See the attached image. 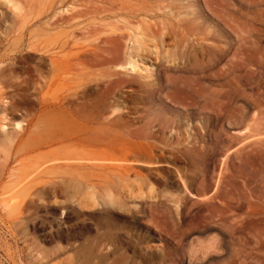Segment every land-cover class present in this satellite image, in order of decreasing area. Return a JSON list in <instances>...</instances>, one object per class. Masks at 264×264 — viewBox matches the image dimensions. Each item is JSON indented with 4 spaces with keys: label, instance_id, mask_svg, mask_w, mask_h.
<instances>
[{
    "label": "rangeland",
    "instance_id": "1",
    "mask_svg": "<svg viewBox=\"0 0 264 264\" xmlns=\"http://www.w3.org/2000/svg\"><path fill=\"white\" fill-rule=\"evenodd\" d=\"M99 1L0 0V264H264V0ZM73 134L137 145L74 170Z\"/></svg>",
    "mask_w": 264,
    "mask_h": 264
},
{
    "label": "bare ground",
    "instance_id": "2",
    "mask_svg": "<svg viewBox=\"0 0 264 264\" xmlns=\"http://www.w3.org/2000/svg\"><path fill=\"white\" fill-rule=\"evenodd\" d=\"M4 1H6L7 3H9V4H12V6H13V8H16V9H18V6L20 5H16L15 3L16 2H13L12 3V0H4ZM78 1H80V0H78ZM100 1H102V0H100ZM99 1V2H100ZM108 1V0H107ZM110 1V0H109ZM127 1V0H126ZM133 1V0H132ZM132 1H130V2H132ZM136 1H138V0H136ZM135 1V2H136ZM160 1V0H159ZM76 2V1H75ZM74 2V3H75ZM85 2H86V0H85ZM115 2H116V0H115ZM17 3H18V1H17ZM20 3V2H19ZM25 3V2H24ZM65 3V2H64ZM80 3V2H79ZM88 3H90V2H88ZM87 3V4H88ZM91 3H92V1H91ZM105 3H107L108 4V2H104L103 4H105ZM118 3V2H117ZM125 3V2H124ZM124 3H123V5L122 6H124ZM127 3V2H126ZM138 3V2H137ZM136 3V4H137ZM146 3H148V2H146ZM160 3V2H159ZM162 4H163V2H161ZM6 4V3H5ZM26 4L27 3H25V4H23L24 6H22V7H24L25 9H26ZM71 4V3H70ZM78 4V3H77ZM82 4V3H81ZM107 4H105V9H106V5ZM110 4V3H109ZM109 4L107 5V6H109ZM121 4H122V1H121ZM136 4H135V6H136ZM7 5V4H6ZM55 5H56V3H55ZM65 5V4H64ZM64 5H62L63 7H64ZM93 5H97V4H93ZM99 5V4H98ZM97 5V6H98ZM133 5V4H132ZM139 5V4H138ZM69 6H71V5H69ZM75 6V5H74ZM74 6H72V7H74ZM81 6H84V5H81ZM88 6V5H87ZM99 6H101V5H99ZM113 6V5H112ZM119 6V5H118ZM125 6H127V5H125ZM131 6V5H130ZM134 6V7H135ZM150 6V5H149ZM159 6V5H158ZM7 7L9 8L10 7V9H11V6H9V5H7ZM22 7H20L21 9H22ZM62 7V8H63ZM68 7V6H67ZM67 7H66V10H67ZM76 7H78V6H75V8L74 9H76ZM85 7H86V5H85ZM32 8V7H31ZM54 8V7H53ZM56 8H59V7H57L56 6ZM61 8V7H60ZM128 8V7H127ZM131 8H133V7H131ZM158 8V7H157ZM156 8V9H157ZM160 8H161V6H160ZM72 9V8H71ZM100 9V8H99ZM121 9V8H120ZM129 9V8H128ZM152 9V8H151ZM14 10V9H13ZM54 10H56V9H54ZM70 10V9H69ZM109 10H111V9H109ZM119 10V9H118ZM124 10V9H123ZM15 11V10H14ZM51 11H53V10H51ZM73 11V10H72ZM79 11H81L82 12V9L81 8H79ZM84 11V10H83ZM112 12H115V10L113 11V9L111 10ZM111 11H110V13H111ZM120 11V10H119ZM127 11H129V10H127ZM126 11V12H127ZM147 11H150V9H148ZM199 11V10H198ZM16 12V11H15ZM14 12V13H15ZM46 12V11H45ZM55 12V11H54ZM60 12V11H59ZM87 12V11H86ZM106 12H108V10L106 11ZM129 12H131V10L129 11ZM156 12V11H155ZM13 13V12H12ZM14 13H13V16H14ZM24 13V12H23ZM61 13V12H60ZM69 13V12H68ZM72 13V12H71ZM74 13H75V11H74ZM101 13H104V12H101ZM149 13V12H148ZM147 13V14H148ZM161 13V12H160ZM159 13V14H160ZM19 14H20V9H19ZM18 14V15H19ZM50 14V13H49ZM57 14H59V13H57ZM73 14V13H72ZM82 14V13H81ZM96 14V13H95ZM104 14H106V13H104ZM114 14V13H113ZM23 14L21 13V16H22ZM48 15V14H47ZM46 15V16H47ZM66 14H64L63 15V17L65 16ZM85 15V14H84ZM96 15H98V14H96ZM100 15V14H99ZM112 15V14H111ZM117 14H115V16H116ZM149 15H150V13H149ZM17 16V15H16ZM53 16H55V14L53 15ZM77 16V15H76ZM86 16V15H85ZM94 16V15H93ZM114 16V15H113ZM118 16V15H117ZM159 16V15H158ZM162 16V15H161ZM166 16V15H165ZM45 17V16H44ZM48 17H49V15H48ZM58 17V16H57ZM56 17V19H57V21L58 20H60V19H58ZM60 17V16H59ZM62 17V18H63ZM102 17H104V16H102ZM110 17V16H109ZM155 17H157V16H155ZM86 18V17H85ZM87 18H89V16L87 17ZM90 18H92V17H90ZM96 18V17H95ZM98 18V17H97ZM96 18V19H97ZM101 18V17H100ZM153 18V17H152ZM51 19V18H50ZM54 19V18H53ZM102 19V18H101ZM148 19H150V17L148 16ZM154 19V18H153ZM52 20V19H51ZM85 20V19H84ZM95 20V19H94ZM30 21V20H29ZM54 22H55V20H53ZM53 21H50V22H53ZM90 21H92V20H90ZM96 21H98V20H95V22ZM146 21H147V19H146ZM49 22V23H50ZM53 22V23H54ZM67 22V21H66ZM82 22V21H81ZM81 22H78L79 24L78 25H80V23ZM93 22V21H92ZM150 22V21H149ZM152 22V21H151ZM68 23V22H67ZM97 23V22H96ZM147 23V22H146ZM45 24H47V23H45ZM64 24V23H63ZM82 24V23H81ZM85 23H83V25H84ZM98 25V24H97ZM44 26V25H43ZM54 26V25H53ZM39 27V26H38ZM58 26H57V24H56V28H57ZM66 27V26H65ZM72 27V26H71ZM70 27V28H71ZM75 27V26H74ZM77 27V26H76ZM75 27V28H76ZM23 28V27H22ZM28 28V27H27ZM26 28V29H27ZM36 28V27H35ZM34 28V29H35ZM63 28H64V26H63ZM73 28V27H72ZM74 28V29H75ZM81 28V27H80ZM84 28H88L87 26L86 27H84ZM84 28H83V31H84ZM18 29V28H17ZM54 29H55V27H54ZM69 29V28H68ZM77 29H79V28H77ZM161 29V28H160ZM19 30V29H18ZM57 30V29H56ZM111 30H113V29H111ZM111 30H109V31H111ZM71 31H73V30H71ZM79 31H81L82 32V34H83V31L80 29ZM86 31V30H85ZM23 32H26V30L25 31H23ZM37 32H39V31H37ZM76 32V31H75ZM74 31H73V33H75ZM86 32H89V31H86ZM185 32H187L186 30H185ZM27 33V32H26ZM72 33V34H73ZM19 34V33H18ZM58 34H63V33H59L58 32ZM66 34V33H65ZM71 34V35H72ZM81 34V33H80ZM88 34V33H87ZM103 34V33H102ZM101 34V35H102ZM2 35V34H1ZM26 34L24 33V35L23 36H25ZM36 35V34H35ZM55 35V34H54ZM70 35V34H69ZM86 35V34H85ZM100 35V36H101ZM107 35V34H106ZM186 35V34H185ZM22 36V37H23ZM34 35H32V37H33ZM57 36V35H56ZM100 36H99V38H100ZM165 36V35H164ZM29 37H31L30 35H29ZM35 37V36H34ZM61 37H63V38H65L66 39V37H64V36H61ZM69 37V36H68ZM71 37V36H70ZM73 37V36H72ZM106 37V36H105ZM104 37V38H105ZM108 38H111L110 37V35L109 36H107ZM51 38V37H50ZM54 38H55V36H54ZM59 38V37H58ZM74 38V37H73ZM95 38V37H94ZM98 38V39H99ZM102 38V37H101ZM100 38V39H101ZM32 39V38H31ZM46 39V38H45ZM52 39H53V37H52ZM60 39V38H59ZM64 39V40H65ZM89 39H91L90 37H89ZM97 39V38H96ZM95 39V40H96ZM103 39V38H102ZM107 39V38H106ZM30 40V39H29ZM57 40V39H56ZM63 40V41H64ZM67 40H68V38H67ZM93 40V39H92ZM44 41V40H43ZM52 41H54V39L52 40ZM52 41H50V43L52 42ZM58 41H60V40H58ZM62 41V42H63ZM98 41H101V40H98ZM97 41V42H98ZM104 41V39L101 41V42H103ZM42 42V41H41ZM45 42V41H44ZM61 42V41H60ZM60 42H59V44H60ZM94 42V41H93ZM194 42V41H193ZM43 43V42H42ZM50 43H49V45H50ZM53 43H55V42H53ZM56 43H57V41H56ZM55 43V44H56ZM71 43V42H70ZM69 43V44H70ZM99 43V42H98ZM104 43V42H103ZM36 43H34V46H36L35 45ZM44 44V43H43ZM45 44H46V42H45ZM74 44V43H73ZM94 44H95V42H94ZM38 45V44H37ZM64 45L65 44H60V46H58V48H57V51L56 50H54V51H56L58 54H59V52H61V50H62V48L64 47ZM201 45V44H200ZM33 46V45H32ZM33 46V47H34ZM38 46H40V45H38ZM45 46V45H44ZM67 46V45H66ZM92 46H93V44H92ZM91 46V47H92ZM43 47V46H42ZM54 47H56V46H54ZM54 47H53V49H54ZM37 48H39V47H37ZM51 48V47H50ZM94 48V47H93ZM34 49V48H33ZM52 49V48H51ZM58 49H59V52H58ZM84 49H85V47H84ZM89 49V48H88ZM49 50V49H48ZM64 50H67V48L66 49H64ZM86 51H87V49H85ZM35 51H36V48H35ZM46 51V50H45ZM44 51V52H45ZM90 51V50H89ZM51 52V53H50ZM50 52H46V54H48V53H50V55L53 53L52 51H50ZM88 52V51H87ZM90 52H92V51H90ZM93 52H94V50H93ZM12 53V52H11ZM16 53V52H15ZM36 53H37V51H36ZM55 53V52H54ZM63 52H61V54H62ZM95 53V52H94ZM6 54V53H5ZM5 54H3V55H5ZM41 53H39V56H41L40 55ZM44 54V53H43ZM45 54V55H46ZM97 55H100V54H98V53H96ZM96 54H94V55H96ZM2 55V56H3ZM8 55H9V53H8ZM10 55H12V54H10ZM49 55V54H48ZM48 55H46V56H48ZM56 55V54H55ZM70 55V54H69ZM72 55V54H71ZM79 55V54H78ZM83 55V54H82ZM13 56H15V55H13ZM58 56V55H57ZM73 56V55H72ZM77 56V55H76ZM84 56L85 55H83V57L82 58H84ZM7 57V56H6ZM6 57H5V59H6ZM45 57V56H44ZM49 57V56H48ZM69 57V56H68ZM62 58V57H61ZM69 58H71V57H69ZM3 59H4V57H3ZM15 59V58H14ZM47 59V58H46ZM55 59V58H54ZM78 59V58H77ZM10 60V59H9ZM45 61V60H44ZM50 62H48V63H50L51 64V68L56 72V71H58V70H60L61 69V67L63 66L61 63H56L55 62V60H53V59H50L49 60ZM4 62V61H3ZM71 62H73V61H70V64H71ZM76 62H79L78 60L76 61ZM101 62V61H100ZM44 63V62H43ZM55 63H56V65H55ZM63 63V62H62ZM75 63V62H74ZM61 64V65H60ZM67 64V63H66ZM47 65V64H46ZM49 66V65H48ZM47 66V67H48ZM66 66V65H65ZM69 66V65H68ZM77 66V65H76ZM80 66V65H79ZM89 66H90V64H89ZM46 67V66H45ZM81 67V66H80ZM83 67V66H82ZM94 67V66H93ZM15 68V67H14ZM39 68V67H38ZM44 68V67H43ZM49 68V67H48ZM19 69V68H18ZM21 70H22V68H20ZM77 69H78V67H77ZM82 69H84V68H82ZM13 70V69H12ZM39 70V69H38ZM37 70V71H38ZM85 70H87V67H86V69ZM14 71V70H13ZM12 71V72H13ZM18 71V70H17ZM36 71V72H37ZM40 71V70H39ZM43 71V70H42ZM47 71V70H46ZM67 71V70H66ZM15 72V71H14ZM21 72V71H20ZM54 72V73H55ZM60 72V71H59ZM16 73V72H15ZM18 73V72H17ZM40 74H41V72H39ZM42 73H45L44 71L42 72ZM20 74V73H19ZM39 74V75H40ZM59 74V73H58ZM73 74V73H72ZM75 74H77L76 72H75ZM21 75V74H20ZM24 75H25V72H24ZM47 75V74H46ZM27 76H28V74H27ZM53 76H54V74H53ZM58 76V75H57ZM70 76V75H69ZM81 76V75H80ZM17 77V76H16ZM39 77V76H38ZM49 77H50V75H49ZM78 77V76H77ZM17 78H19V77H17ZM21 78V77H20ZM63 78V77H62ZM61 78V79H62ZM41 80V79H40ZM50 80H52V79H50ZM64 80H65V78H64ZM20 81V80H19ZM38 81V80H37ZM43 81H45L46 82V80H45V78H43ZM48 81V80H47ZM69 81H70V79H69ZM16 82H18V81H16ZM26 82V81H25ZM39 82V81H38ZM52 82V81H51ZM59 82H60V80H59ZM61 82H63V79H62V81ZM65 83H66V81H64ZM57 83V82H56ZM55 83V84H56ZM110 83V82H109ZM113 83V82H112ZM14 84V83H13ZM21 84H23L22 83V81H21ZM39 84H41V83H39ZM46 84V83H45ZM49 84H51V83H49ZM189 84V83H188ZM20 85V84H19ZM25 85V84H24ZM27 85V84H26ZM25 85V86H26ZM59 85H62V83L60 84L59 83ZM66 85V84H65ZM86 84H84V86H85ZM97 85V84H96ZM99 85V84H98ZM107 85V84H106ZM105 85V86H106ZM112 85V84H111ZM12 86V85H11ZM37 86H38V84H37ZM46 86V85H45ZM45 86H44V89H45ZM83 86V85H82ZM101 86V85H100ZM54 87H56V85L54 86ZM53 87V88H54ZM59 87H61L62 88V86H59ZM58 86L56 87L57 88V90H59L58 88H59ZM63 87H65L64 85H63ZM92 87V86H91ZM98 87V86H97ZM110 87V86H109ZM187 87V86H186ZM12 88V87H11ZM14 88V87H13ZM39 88V87H38ZM41 88L43 89V87L41 86ZM102 88V87H101ZM104 88V87H103ZM102 88V89H103ZM106 88V87H105ZM108 88V87H107ZM15 89V88H14ZM23 89V88H22ZM40 89V88H39ZM75 89H78V88H75ZM80 89V88H79ZM92 89V88H91ZM101 89V90H102ZM111 89V88H110ZM181 89H183V88H181ZM81 90V89H80ZM87 91V90H86ZM103 91H104V89H103ZM0 92H1V90H0ZM61 92V91H60ZM100 92H102V91H100ZM105 92V91H104ZM108 92V91H107ZM62 93V92H61ZM1 94V93H0ZM81 94V93H80ZM83 94V93H82ZM65 95V94H64ZM85 95H87V94H85ZM97 95V94H96ZM103 95V94H102ZM104 95H106V94H104ZM180 95V94H179ZM62 97V96H61ZM83 97V96H82ZM85 97V96H84ZM87 97V96H86ZM89 97V96H88ZM99 97V96H98ZM97 97V98H98ZM57 98V97H56ZM41 99V98H40ZM85 99V98H84ZM87 99V98H86ZM85 99V100H86ZM91 99V98H90ZM100 99V98H99ZM105 99V98H104ZM52 100V99H51ZM60 101V100H59ZM173 101V100H172ZM8 102V101H7ZM61 102V101H60ZM62 102H65V101H62ZM82 102V101H81ZM91 102V101H90ZM174 102H176L178 105H180V106H185V107H188V106H194L195 105V102L193 101V98L191 97V96H189V95H183V97L180 99V101L179 100H177V101H174ZM43 103H45V102H43ZM69 103H71V102H69ZM196 103H197V101H196ZM42 104V103H41ZM61 104V103H60ZM45 105V104H44ZM78 105V104H77ZM52 106V105H51ZM82 106V105H81ZM11 107V106H10ZM54 107V106H53ZM58 107H61V106H58ZM4 108V107H3ZM13 108V107H12ZM49 108V107H48ZM47 108V109H48ZM56 108V107H55ZM62 108V107H61ZM45 109V108H44ZM51 109V108H50ZM53 109V108H52ZM64 109V108H63ZM12 110V109H11ZM49 110V109H48ZM60 110V109H59ZM62 110V109H61ZM68 110V109H67ZM81 110V109H80ZM45 111L47 112V110L45 109ZM49 111H51V110H49ZM48 111V112H49ZM69 111V110H68ZM102 111V110H101ZM62 112V111H61ZM65 112H67L66 111V109H65ZM105 112V111H104ZM191 112V111H190ZM53 113H55L54 111H53ZM77 113V112H76ZM94 113V112H93ZM71 114V113H70ZM79 114V113H78ZM84 114V113H83ZM96 115V114H95ZM104 115V114H103ZM15 116V115H14ZM20 116V115H19ZM54 116V115H53ZM59 116V115H58ZM56 117V116H55ZM60 117V116H59ZM71 117V116H70ZM73 117V116H72ZM76 117V116H75ZM74 117V118H75ZM97 117V116H96ZM20 118V117H19ZM13 119H14V117H13ZM22 119H23V117H22ZM59 119V118H58ZM97 119H99V118H97ZM16 120V119H15ZM56 120V119H55ZM104 120V119H103ZM17 121V120H16ZM18 121H20V119L18 120ZM58 121V120H57ZM79 121V120H78ZM80 122V121H79ZM13 123V122H12ZM11 123V124H12ZM58 123V122H57ZM47 124V123H46ZM79 124H82V123H79ZM90 124V123H89ZM59 125V124H58ZM15 128H18L19 126H20V123L19 122H16L15 123ZM21 126H22V123H21ZM59 126H61V125H59ZM81 126V125H80ZM42 127V126H41ZM48 127H50V126H48ZM61 127H63V126H61ZM85 127H87V126H85ZM85 127L83 128V129H85ZM7 128V127H6ZM6 128H5V131H6ZM38 128V127H37ZM43 128H45V130L47 131V129H49V128H47L46 129V125L45 126H43ZM54 128V127H53ZM58 128V127H57ZM93 128V127H92ZM91 128V130H92V132H93V129ZM101 128V127H100ZM113 128V127H112ZM127 128H129V127H127ZM9 129H11L10 128V126H9ZM9 129H7V131L9 130ZM41 129V128H40ZM61 129H63V128H61ZM1 130V129H0ZM12 130V129H11ZM86 130V129H85ZM91 130L89 131V132H91ZM100 130V129H99ZM102 130V129H101ZM110 129H108V131H109ZM118 130V129H117ZM120 130V129H119ZM118 130V131H119ZM2 131V130H1ZM5 131H2L3 132V134H5L6 135V133L7 134H9V131L8 132H6L5 133ZM16 131V130H15ZM98 131V130H97ZM11 132H14V131H11ZM10 132V133H11ZM48 132V131H47ZM58 132V131H57ZM101 132V131H100ZM103 132V131H102ZM112 132V131H111ZM113 132H114V130H113ZM41 133V132H40ZM104 133V132H103ZM232 133V132H231ZM0 134L1 135H3L1 132H0ZM55 134H56V132H55ZM67 135L69 134V133H66ZM65 134V135H66ZM72 134V133H71ZM70 134V135H71ZM89 134V133H88ZM119 134H120V132H119ZM121 134H124V133H121ZM5 135H4V137H5ZM48 135V134H47ZM65 135H63V136H65ZM73 135H75V134H73ZM77 135V134H76ZM76 135L73 137V138H70V140L71 141H74V143H73V150L71 151V153L69 154V156L67 157V161L69 162V166L70 167H73L74 168V170H75V167L77 168V167H82V166H84L83 165V163L85 162V163H87L86 161H88V160H86V158H84L83 157V155H82V153L81 152H78L77 151V147H82V148H91V149H97V148H100V147H104L105 149H111L112 147H114V146H117V145H120V146H122V148H123V145H128V146H131V145H137V144H135V142H133V143H130V142H125V143H123V142H120V143H118L116 140H109V139H106V138H92V139H90V138H76ZM104 135V134H103ZM40 136H43V135H41L40 134ZM39 136V137H40ZM44 136H45V134H44ZM82 137H84L83 135H81ZM118 136V135H117ZM125 136V135H124ZM20 137V136H19ZM22 137V136H21ZM52 137V136H51ZM61 138H62V136H60ZM70 137V136H69ZM68 137V138H69ZM78 137H79V134H78ZM109 137H111V136H109ZM126 137V136H125ZM53 138V137H52ZM58 138V137H57ZM128 138V137H127ZM4 139V138H3ZM6 139H7V135H6ZM9 139V138H8ZM20 139V138H19ZM38 139V138H37ZM42 139H43V137H42ZM41 138H40V142H44V141H41L42 140ZM55 139V138H54ZM130 139V138H129ZM31 140V139H30ZM34 140H36V139H34ZM51 140V139H50ZM52 141V140H51ZM57 141H58V139H57ZM135 141V140H134ZM20 143L22 142V141H19ZM47 142V141H46ZM53 142H54V140H53ZM62 142V141H61ZM68 142V141H67ZM137 142V141H136ZM138 142H140V141H138ZM19 143V144H20ZM56 143V142H55ZM65 143H66V141H65ZM24 144V143H23ZM51 144V143H50ZM53 144V143H52ZM57 144V143H56ZM37 145H38V143H37ZM39 145H40V143H39ZM45 145H46V143H45ZM48 146V145H47ZM75 146V147H74ZM35 147V146H34ZM44 147V146H43ZM46 147V146H45ZM50 147V146H49ZM48 147V148H49ZM64 147V146H63ZM68 147H70V146H68ZM142 147V146H141ZM148 147H150L149 146V144L148 143H146V156H149L150 157V155L152 154L151 153V151H150V149L148 148ZM31 148V147H30ZM51 148V147H50ZM58 148V147H57ZM19 149V148H18ZM22 149H24V148H22ZM21 149V150H22ZM39 149V148H38ZM52 149H55V148H52ZM51 149V150H52ZM68 149V148H67ZM103 149V148H102ZM143 149V148H142ZM141 149V151H143ZM160 149H162V148H160ZM181 149V148H180ZM36 150V149H35ZM40 150V149H39ZM46 150H48V149H46ZM50 149H49V151H51ZM56 150V149H55ZM70 149H68V151H69ZM136 150V149H135ZM163 150V149H162ZM31 151V150H30ZM54 151V150H53ZM106 151V150H105ZM108 151V150H107ZM145 151V150H144ZM143 151V152H144ZM60 152V151H59ZM63 151H61V153H62ZM84 152V151H83ZM117 152H120V155H121V158L117 155V157H119L120 159H117V158H115V159H112V158H109V159H107L106 161H103L102 163H101V165H99V167H101V168H106L108 171L110 170V172L113 174V175H116V176H121V177H125L126 179H128V178H130V177H128L129 175V172H131V171H133L134 172V169L135 168H138V169H142V165H140V163L136 160V158L134 159V157L136 156V151L134 152V150H130V148H127V149H121V151H112V153H117ZM154 152V151H153ZM163 152H164V150H163ZM84 153H86V152H84ZM112 153H111V155H112ZM166 153V152H165ZM141 154V153H140ZM164 154V153H163ZM93 155V154H92ZM92 155H91V157H92ZM100 156L102 155V154H99ZM110 155V154H109ZM165 155V154H164ZM138 156V155H137ZM182 156V155H181ZM111 157V156H110ZM114 157V156H113ZM165 157V156H164ZM190 159H191V161H192V163H196V162H198V161H200V155L198 154V153H192V154H190ZM63 159V158H62ZM112 159V160H111ZM166 160V159H165ZM51 162H53L52 163V165L53 164H55L54 163V161L52 160ZM94 162V161H93ZM104 162H109V164H103ZM58 164H60V162H57ZM84 163V164H85ZM94 163H97V161L96 162H94ZM99 163V162H98ZM97 163V164H98ZM64 164V163H63ZM48 165V164H47ZM66 165V164H65ZM86 165V164H85ZM88 165H90L89 164V162L87 163V165L84 167L85 169L88 167ZM50 166V165H49ZM57 166V165H56ZM55 166V167H56ZM62 166V165H61ZM60 165H59V167H61ZM67 166V165H66ZM47 167V166H46ZM45 167V168H46ZM58 167V168H59ZM90 167H91V165H90ZM44 168V169H45ZM62 168L64 169L65 167H63L62 166ZM73 168H71V169H73ZM84 168H82V169H84ZM48 169V168H47ZM50 169H52V168H49V170ZM91 169V168H90ZM93 169H96V168H94L93 167ZM99 169V168H98ZM42 170V168L40 169V171ZM59 170V169H58ZM77 170H78V168H77ZM100 170V169H99ZM135 170H137V169H135ZM146 170H149L148 168H146ZM79 171H81V170H79ZM42 172V171H41ZM133 174V173H132ZM134 174L135 175H137L136 174V172H134ZM68 175V174H67ZM81 175V174H80ZM80 175H77L76 177L77 178H80ZM75 177V176H74ZM82 177H84V176H82ZM85 178V177H84ZM87 179V178H86ZM92 179V178H91ZM82 180H84V179H82ZM88 180V179H87ZM107 180V179H106ZM92 181V180H91ZM90 181V182H91ZM94 182V181H93ZM77 184L78 185H80V182L78 181L77 182ZM86 188L87 189H91L92 191H93V188L94 187H92V186H87L86 185ZM150 189H151V187H150ZM106 194H105V198L109 201V202H112V199H113V193H111L110 191H107V192H105ZM90 195H91V192H90ZM210 198V197H209ZM209 200V199H208Z\"/></svg>",
    "mask_w": 264,
    "mask_h": 264
}]
</instances>
